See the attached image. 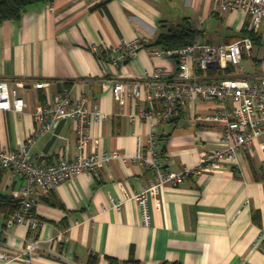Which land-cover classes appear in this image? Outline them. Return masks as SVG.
<instances>
[{
	"label": "crops",
	"instance_id": "1",
	"mask_svg": "<svg viewBox=\"0 0 264 264\" xmlns=\"http://www.w3.org/2000/svg\"><path fill=\"white\" fill-rule=\"evenodd\" d=\"M218 4L219 0H45L31 5L19 21L4 20L0 80H24L20 93L26 105L23 112L0 109V149L21 148L36 126L37 107L70 89L76 97L85 95L91 108L108 113L90 126L87 153L134 154L140 142L145 147L155 134L166 169L194 166L204 152L220 146L223 125L197 122L216 103L188 102L170 122L133 120V97L126 94L116 100L114 82L142 79L156 66L173 76L177 58L156 56L155 48L143 47L128 62L114 64L106 55L99 57L97 50L109 52L133 40L150 43L162 24L171 26L185 18L201 30L199 43L242 38L252 16L220 11ZM259 32L262 43L254 44L259 48L255 58L264 62V24ZM245 71L252 77L263 75L246 67ZM38 81L50 84L40 88ZM52 136L36 143L38 160L75 158L77 131L72 119L45 152ZM154 180V170L141 162L114 161L103 165L99 176L86 171L48 192L39 190L35 210L43 224L36 232L11 220V208L21 201L24 175L0 165V252L22 256L7 264H25L26 242L38 237L41 249L35 264H110L111 258L118 264H264V250L257 242L264 226V160L257 143L178 186L165 185L150 197L151 224L145 225L133 195ZM113 200L122 203L115 207Z\"/></svg>",
	"mask_w": 264,
	"mask_h": 264
},
{
	"label": "built area",
	"instance_id": "2",
	"mask_svg": "<svg viewBox=\"0 0 264 264\" xmlns=\"http://www.w3.org/2000/svg\"><path fill=\"white\" fill-rule=\"evenodd\" d=\"M220 11L239 10L252 16L250 30L259 31L264 24V0H219ZM143 48L141 40H133L112 48L109 60L114 64L124 63L127 57H135ZM254 49L250 36L228 43H194L182 49H155L156 56H177V72L173 76L165 74L161 66H156L151 74L133 81H116L112 88L116 100L122 101L131 94L136 109L131 119L170 122L180 112L182 106L191 101H214L216 107L199 116L197 122L222 124L220 146L204 152L197 164L180 170L164 167L159 148V138L152 134L144 147L140 142L137 151L129 154L120 150L87 153L91 140L90 126L94 122L108 118V113L90 107L85 95L74 96L65 89L52 100L42 102L33 112L36 126L27 136L21 148L0 149V165L22 173L25 184L21 190L19 207L11 220L26 225L31 231H38L43 221L36 213L35 206L39 190L48 192L66 180L74 179L86 171L99 176L103 165L114 161L122 163L141 162L155 172V180L133 197L140 205L142 220L151 224L149 199L160 194L165 185L178 186L193 174L208 172L214 163L234 160L242 149L258 144L264 160V75L252 77L245 71L242 61L245 54ZM99 57L102 51L97 50ZM230 68L233 71L226 72ZM218 71H222L218 72ZM49 81H38L36 86L48 87ZM24 80L10 83L0 80V109L23 112L25 99L20 93L25 88ZM145 102V105L144 103ZM62 119H72L77 131L75 158H59L53 162L38 160L34 148L38 140L54 134ZM121 201L113 200L119 207ZM257 242L264 250V226L260 228ZM41 249V240L36 237L26 242L25 264H35L34 259ZM22 257L18 254L0 252L1 264H7Z\"/></svg>",
	"mask_w": 264,
	"mask_h": 264
},
{
	"label": "trees",
	"instance_id": "3",
	"mask_svg": "<svg viewBox=\"0 0 264 264\" xmlns=\"http://www.w3.org/2000/svg\"><path fill=\"white\" fill-rule=\"evenodd\" d=\"M45 0H0V23L4 20H15L19 21L27 9L36 3L43 2ZM162 30L158 33L155 39L150 42H142L143 47H153L155 49H163V50H174V49H182L187 46H190L194 43L198 42V37L201 34V30L194 26L193 22L190 19H184L180 23L167 26L166 23L161 25ZM250 36L255 45H260L262 43V35L259 31H254L248 29L245 30L244 36ZM106 55L105 57L109 58L110 51L102 52L100 56ZM174 57L177 58L176 55ZM246 54L244 55V58ZM131 57H127L124 62H128ZM233 71V68H230L226 72ZM223 73L222 71H218ZM68 88H71L72 83L66 84ZM175 120V118L173 119ZM171 120V121H173ZM19 203H16L13 208H11V212H14L18 207ZM110 264H118V261L114 258L110 259ZM135 264V263H134Z\"/></svg>",
	"mask_w": 264,
	"mask_h": 264
},
{
	"label": "rangeland",
	"instance_id": "4",
	"mask_svg": "<svg viewBox=\"0 0 264 264\" xmlns=\"http://www.w3.org/2000/svg\"><path fill=\"white\" fill-rule=\"evenodd\" d=\"M207 25H204V29ZM259 56V48L256 46L249 54H246V58L243 59L242 63L246 69L250 72L261 73L264 75V62L258 61L255 58Z\"/></svg>",
	"mask_w": 264,
	"mask_h": 264
},
{
	"label": "water",
	"instance_id": "5",
	"mask_svg": "<svg viewBox=\"0 0 264 264\" xmlns=\"http://www.w3.org/2000/svg\"><path fill=\"white\" fill-rule=\"evenodd\" d=\"M66 123V119H62L60 121V123L58 124V126L56 127L53 136L51 137V139L48 141L46 148H45V152H48V150L50 149V147L52 146V144L55 142L57 136L61 133L62 128L64 127Z\"/></svg>",
	"mask_w": 264,
	"mask_h": 264
},
{
	"label": "bare ground",
	"instance_id": "6",
	"mask_svg": "<svg viewBox=\"0 0 264 264\" xmlns=\"http://www.w3.org/2000/svg\"><path fill=\"white\" fill-rule=\"evenodd\" d=\"M264 73V72H263Z\"/></svg>",
	"mask_w": 264,
	"mask_h": 264
}]
</instances>
